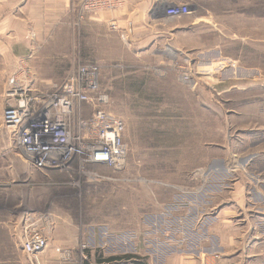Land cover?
Here are the masks:
<instances>
[{
    "label": "rangeland",
    "instance_id": "rangeland-1",
    "mask_svg": "<svg viewBox=\"0 0 264 264\" xmlns=\"http://www.w3.org/2000/svg\"><path fill=\"white\" fill-rule=\"evenodd\" d=\"M183 4L191 12L181 19L195 21L184 25L195 27L192 40L199 37L205 52L181 55V61L171 52L164 78L142 67L149 59L123 70L111 63L100 68L109 109L125 122L124 168L90 164L77 174L19 169L6 160L11 140L0 141V264H81L85 258L95 264L97 255L125 254L145 264H225L232 255L216 242L224 230L213 227L210 234L216 236L205 245L216 252L214 261L201 260L196 232L224 212L222 205L245 171L241 151L264 149V0ZM123 54L128 55L124 49ZM233 165L238 172L227 179ZM242 174L249 178L248 171ZM248 186L244 196L261 202L256 188ZM234 209L254 219L264 213L256 205ZM45 219L50 220L46 248L34 256L24 253L16 238L21 226L32 220L47 225ZM194 219L198 230L192 228ZM252 235L257 239L246 237L244 244L264 247V231ZM53 247H60V254L50 252ZM64 249L70 250L67 258ZM257 257V264H264V254ZM233 264H246L242 252Z\"/></svg>",
    "mask_w": 264,
    "mask_h": 264
},
{
    "label": "crops",
    "instance_id": "crops-1",
    "mask_svg": "<svg viewBox=\"0 0 264 264\" xmlns=\"http://www.w3.org/2000/svg\"><path fill=\"white\" fill-rule=\"evenodd\" d=\"M80 1L0 0V106L5 108L7 91L15 77L22 79L23 85L31 92H36L50 89L53 80L63 77L77 63L93 65L101 73L100 68L109 63L123 70L135 67L138 60L149 59L142 67L152 68L154 74L164 78L167 75L164 67L168 66L171 52L176 53L180 61L181 55L184 57L187 54L200 55L205 52L202 48L204 43L199 37L197 41L192 40L195 27L184 25L185 20L190 21V24L195 21L188 19V16H185L187 19H181L167 15L164 10L156 8V0H115L110 9L86 14L83 19L78 18ZM123 49L128 55L123 54ZM230 60L235 62L232 58ZM254 106L259 105L249 103V108ZM261 110V121L264 122V105ZM5 139L6 134L1 125L0 141L4 142ZM241 152L239 165L245 171L241 170V180L233 184L229 199L222 205L224 212L218 214L217 221H208L203 226L204 229L201 228L200 234L196 232L200 238L194 233L199 240L195 244V253L199 252L201 260L214 261V256L211 255L216 252L209 246L213 242L211 235L214 234H210L213 227L224 230L223 235L222 231L221 234L217 231L220 235L215 241L219 247L232 254L225 264H233L241 252L246 264H257V256L264 254V247L244 244L246 237L257 239L252 234L264 231V213L254 219V216H248L245 211L235 214L234 209L235 205L264 207V149L249 154L246 150ZM6 153L7 161L18 164L19 169L27 167L30 170L12 151L7 150ZM232 155L236 158L238 156L235 153ZM236 168L238 167L233 165L226 171L227 179L238 172ZM242 173H246L249 178L245 179ZM249 179L253 181L249 182ZM246 183L249 184L248 190L256 188L254 194L261 202L253 203L251 198L248 200L244 196L245 193H250L245 191ZM192 225V228L198 230V219H194ZM207 241L209 245H205ZM202 243V246L198 245ZM60 249L53 247L50 252L57 251L60 254ZM237 250L239 251L235 255ZM188 253L191 252L184 251L183 254Z\"/></svg>",
    "mask_w": 264,
    "mask_h": 264
},
{
    "label": "built area",
    "instance_id": "built-area-1",
    "mask_svg": "<svg viewBox=\"0 0 264 264\" xmlns=\"http://www.w3.org/2000/svg\"><path fill=\"white\" fill-rule=\"evenodd\" d=\"M115 0H81L78 18L110 9ZM156 8L181 17L191 10L187 4L156 0ZM115 28V25L112 24ZM181 78V76H180ZM189 77L184 74V80ZM2 126L12 151L37 170L86 173L87 165H105L115 170L125 166L128 153L123 133L125 122L110 111L111 98L102 87L97 69L78 63L48 90L31 92L17 77L7 91ZM37 220L25 222L17 239L24 253L34 256L47 246V226ZM45 226V227H44ZM69 249L63 250L67 258Z\"/></svg>",
    "mask_w": 264,
    "mask_h": 264
},
{
    "label": "trees",
    "instance_id": "trees-1",
    "mask_svg": "<svg viewBox=\"0 0 264 264\" xmlns=\"http://www.w3.org/2000/svg\"><path fill=\"white\" fill-rule=\"evenodd\" d=\"M133 256L130 254H125L122 256H109V257H101L97 255L95 258V264H145L139 263L138 261H134ZM132 262V263H131ZM81 264H92L89 259L83 260Z\"/></svg>",
    "mask_w": 264,
    "mask_h": 264
}]
</instances>
